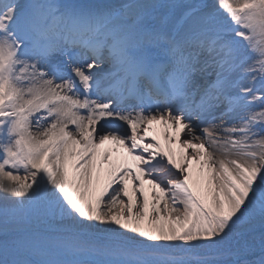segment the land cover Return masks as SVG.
<instances>
[{"label":"snow or ice","instance_id":"snow-or-ice-1","mask_svg":"<svg viewBox=\"0 0 264 264\" xmlns=\"http://www.w3.org/2000/svg\"><path fill=\"white\" fill-rule=\"evenodd\" d=\"M0 264H264V0H0Z\"/></svg>","mask_w":264,"mask_h":264},{"label":"bare ground","instance_id":"bare-ground-1","mask_svg":"<svg viewBox=\"0 0 264 264\" xmlns=\"http://www.w3.org/2000/svg\"><path fill=\"white\" fill-rule=\"evenodd\" d=\"M163 142V141H162Z\"/></svg>","mask_w":264,"mask_h":264}]
</instances>
